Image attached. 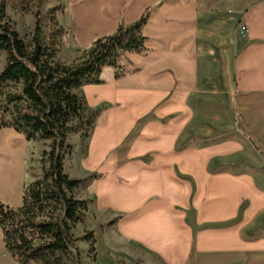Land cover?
Returning a JSON list of instances; mask_svg holds the SVG:
<instances>
[{"label": "crops", "instance_id": "1", "mask_svg": "<svg viewBox=\"0 0 264 264\" xmlns=\"http://www.w3.org/2000/svg\"><path fill=\"white\" fill-rule=\"evenodd\" d=\"M59 5L64 52L75 54L150 8L147 53H125L123 76L106 66L102 83L79 90L90 109L103 107L84 150L74 146L70 156L72 164L80 149L75 163L86 181L76 195L89 210L77 226L94 230L97 254L103 247L109 260L128 263L264 264V0ZM18 135L0 132V199L16 208L28 183ZM0 264H17L1 228Z\"/></svg>", "mask_w": 264, "mask_h": 264}, {"label": "trees", "instance_id": "2", "mask_svg": "<svg viewBox=\"0 0 264 264\" xmlns=\"http://www.w3.org/2000/svg\"><path fill=\"white\" fill-rule=\"evenodd\" d=\"M45 1L22 0L24 11L36 7L28 44L8 12L7 0H0V52L5 53L0 71V130L12 128L29 141L50 142L49 149L42 151L41 176L25 184L22 206L0 199V228L17 264H80L74 229L89 210V200L78 197L76 190L86 179L70 176L65 159L74 150L70 136L89 137L100 110L89 109L79 90L102 83L106 66L115 69L117 78L123 76L125 53H147L142 30L150 8L135 23L120 24L114 34L96 39L80 60L66 63L58 58L66 33L56 16L60 8L42 14ZM84 238L95 252L94 233Z\"/></svg>", "mask_w": 264, "mask_h": 264}, {"label": "rangeland", "instance_id": "3", "mask_svg": "<svg viewBox=\"0 0 264 264\" xmlns=\"http://www.w3.org/2000/svg\"><path fill=\"white\" fill-rule=\"evenodd\" d=\"M61 0H46L44 4L40 7V11L42 14H47L52 8L54 7H60L59 3ZM8 5V12L10 16L16 21L17 28L21 34V36L25 39V41L29 44L31 42V37L33 34V29L35 25V16L34 12L36 11V7H33L30 11H24L22 9V0H7ZM242 28V27H241ZM243 31V30H242ZM45 32L48 34L50 33V28L46 27ZM65 35L62 38V46L58 53L60 52V59L67 63V61L75 62L77 60H80L81 57L85 55L87 51L79 52L78 54L75 53H67L65 51ZM62 51V52H61ZM76 58L74 59V57ZM58 57V58H59ZM5 61V53L0 52V71L4 65ZM70 62V63H72ZM86 104L87 100L86 97L83 96ZM89 108V107H88ZM90 109V108H89ZM96 109H99L100 111L103 110V107H97ZM95 110V109H93ZM95 126V124H94ZM2 130V129H1ZM0 130V132H1ZM21 134V133H20ZM18 141L22 143L23 147H26L27 151V163H28V169H27V182H30L31 180H34L41 176L42 174V151L44 149H49V141H29L25 138V136L18 135ZM69 142L73 146H80L82 147L81 150H84V142L83 139L80 137V134H73L69 138ZM17 143V142H16ZM18 144V143H17ZM79 152L80 149L77 148L76 152L74 153L75 157L72 160L70 157L66 158V164L68 163L67 172L74 178H79L82 174L77 170V162L79 158ZM76 162V163H75ZM80 163V162H79ZM88 232H93L94 230H91L87 227L85 224H80L75 229V237L77 238L76 246L80 252V264H142L141 262L137 260H133L131 262H126L124 258L117 257L115 261L109 260L108 257L110 252L107 250V248H100V254H97V245L95 243V252H92L90 249V243L84 238V236Z\"/></svg>", "mask_w": 264, "mask_h": 264}, {"label": "built area", "instance_id": "4", "mask_svg": "<svg viewBox=\"0 0 264 264\" xmlns=\"http://www.w3.org/2000/svg\"><path fill=\"white\" fill-rule=\"evenodd\" d=\"M242 30H243V31H246V27H242Z\"/></svg>", "mask_w": 264, "mask_h": 264}, {"label": "bare ground", "instance_id": "5", "mask_svg": "<svg viewBox=\"0 0 264 264\" xmlns=\"http://www.w3.org/2000/svg\"><path fill=\"white\" fill-rule=\"evenodd\" d=\"M0 141L2 142V140H0ZM3 142H4V140H3ZM5 142H6V141H5ZM5 142H4V143H5Z\"/></svg>", "mask_w": 264, "mask_h": 264}]
</instances>
